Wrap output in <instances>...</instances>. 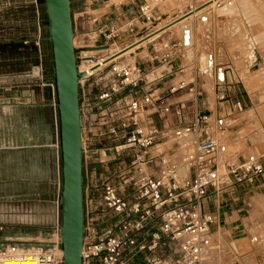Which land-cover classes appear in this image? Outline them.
<instances>
[{
  "label": "built area",
  "instance_id": "2783aa9c",
  "mask_svg": "<svg viewBox=\"0 0 264 264\" xmlns=\"http://www.w3.org/2000/svg\"><path fill=\"white\" fill-rule=\"evenodd\" d=\"M109 1L78 0L77 6L71 7V19L79 29L75 28L73 39L78 36L92 42L81 46L73 42L79 48L77 70L83 73L78 79L82 264H208L209 253L215 248L212 224L216 217L204 211V201L210 195L217 197L238 184L264 177V152L236 160L225 149L227 124L218 116V105H231L236 112L243 110L241 100L230 93L227 85L234 79L230 67L220 66L213 56L205 65V72L213 80V112L199 106L200 71L194 56L189 67H178L179 76L166 88L156 86L165 72L156 73L154 67L144 72L136 57L144 41L141 40L157 28L138 34L134 29L137 19L154 21L159 0H143L126 20L102 19L96 13L106 8ZM33 2L38 8L39 0ZM205 4L207 1L198 6L191 4L185 13ZM38 32L42 34L43 26H38ZM122 35L127 40L112 52H85L97 46H104L99 50L106 49L109 41ZM38 37L39 47L44 36ZM101 39L104 42H99ZM191 47L189 36L185 41L183 35L160 56V64L171 57H183ZM38 73L42 77L41 58ZM178 92L186 96L170 101L169 96ZM146 109L170 116L172 125L147 124L143 113ZM111 151L116 158L107 155ZM95 154L101 157L100 164L110 166L99 184L94 183V172L88 169ZM111 179L117 183L111 184ZM59 188L60 177L56 191L58 209ZM3 228L0 223V233ZM250 240L263 241L260 236ZM59 241L57 210L54 223L35 237L7 239L1 244L0 264L9 260L62 264Z\"/></svg>",
  "mask_w": 264,
  "mask_h": 264
},
{
  "label": "crops",
  "instance_id": "0c3cea01",
  "mask_svg": "<svg viewBox=\"0 0 264 264\" xmlns=\"http://www.w3.org/2000/svg\"><path fill=\"white\" fill-rule=\"evenodd\" d=\"M77 1L70 0L72 8L77 6ZM142 1L122 0L118 6L114 1L113 5L108 2L100 16L102 19L126 20ZM197 1L159 0L154 8V21L149 23L137 19L134 33L156 28L159 31L140 43L136 61L144 72L149 67H154L156 73L164 71L165 75L155 85L166 88L179 76L178 67H189L194 56L200 71L199 106L211 112L214 87L212 76L205 72V65L213 56L220 66L230 67L234 79H230L227 85L230 93L241 100L243 110L236 112L231 105H218V116L223 117L227 124L223 137L225 149L236 160L251 153L261 154L264 152V110L262 107L261 112H257L256 106L264 103L259 100L264 89L262 82L252 83V79L255 72L260 70L263 51L254 41L249 24H264V0H226L225 3L218 0L220 5L225 4L220 9L230 8L227 10L230 15L217 14L212 17L205 11L213 6L207 5L163 28L185 13L191 4L198 6L208 0ZM215 23L219 24L216 37H220L224 43H227L224 38L230 37L229 46V42L227 45L222 43L223 46L212 43ZM235 24L242 26L235 27ZM40 25L43 26L41 0L38 8L33 0H0V223L4 225L1 232L4 242L7 239L35 237L54 223L59 210L56 204L59 182L57 119L53 88L49 84L52 83L49 46L45 39L40 40L39 47L36 45L39 34L43 35V32H38ZM75 28L72 21L74 33L78 29ZM239 28L245 32L248 28V31L244 33L242 30L240 35ZM175 29H179L180 33L175 34ZM258 30L264 33V27ZM185 32L192 47L185 50L183 57H171L160 64V56L168 52L170 44L180 40ZM238 39L246 41L240 44L235 42ZM143 52L145 54L141 56ZM40 58L42 77L38 73ZM185 96L178 92L169 96V100ZM249 109L252 115L245 114ZM143 113L149 125L160 127L173 123L170 116L150 109ZM256 122L260 124L261 131L257 129ZM99 159L101 157L95 154L88 166L94 172L93 181L96 184L102 181L110 167L100 164ZM110 183L115 185L117 182L111 179ZM262 206L264 177H257L251 183L238 184L229 192L217 197L210 195L205 199L204 211L216 217L212 224L215 248L209 253L208 264H215L219 260L229 264V258L240 256L238 249H245L246 243L250 248L255 246V242L250 240V230L258 229L259 232L264 229V211H260L264 210Z\"/></svg>",
  "mask_w": 264,
  "mask_h": 264
},
{
  "label": "water",
  "instance_id": "95a60500",
  "mask_svg": "<svg viewBox=\"0 0 264 264\" xmlns=\"http://www.w3.org/2000/svg\"><path fill=\"white\" fill-rule=\"evenodd\" d=\"M42 2L46 19L44 39L49 46L53 104L57 119L60 177L59 247L62 252V264H82L83 170L78 79L83 73L77 70L76 53L79 48L73 44L70 0ZM183 16L174 19L163 28L178 22ZM157 31L159 30L151 32L141 41ZM187 38L185 32V41ZM102 47L104 46L96 48ZM116 55L117 53L113 54L109 59Z\"/></svg>",
  "mask_w": 264,
  "mask_h": 264
},
{
  "label": "rangeland",
  "instance_id": "374dc122",
  "mask_svg": "<svg viewBox=\"0 0 264 264\" xmlns=\"http://www.w3.org/2000/svg\"><path fill=\"white\" fill-rule=\"evenodd\" d=\"M117 6L118 4L122 1V0H113ZM112 1V2H113ZM203 0H198L196 3H200L202 2ZM238 1H241V0H238ZM112 2L110 4H112ZM226 2V0H224V3ZM195 3V4H196ZM221 4L222 6L225 4ZM114 4V3H113ZM112 4V5H113ZM208 4V2H207ZM206 4V5H207ZM221 5L218 3V4H215L213 7L211 8H207L205 12L208 13V15L212 16V17H215L217 14H224V15H230V11H227V10H230V8H227V9H220ZM41 6H42V12H43V36L45 37V32H46V19H45V14H44V10H43V2H41ZM202 7V6H200ZM221 10V11H220ZM104 9H100L98 11H96V13H101L103 12ZM203 12V11H202ZM229 13V14H228ZM217 22V21H216ZM115 23V22H114ZM190 24L192 25V23L190 22ZM216 24V25H215ZM214 24V28L212 30V43L213 44H219V46H223L222 42L223 40L220 38V37H216L217 36V33H218V28H217V23ZM248 26V24H246ZM259 25H261V27H259ZM242 24H235V27H241ZM249 26H251V31L253 32L252 34L254 35V41L260 46L261 48V51H263V54H261V58L263 59L262 61V64L260 66V70L255 72L254 74V78L252 79V83H254V81L256 83H258L259 81L262 82L261 83V86L262 88L264 89V33H259V30L258 29H263L264 27V24H258V23H252V24H249ZM200 27H198V30ZM240 29V28H239ZM243 30V29H242ZM242 30L240 29L239 30V33L241 35V32ZM246 32L248 31V28L245 29ZM241 31V32H240ZM244 33H246L244 30H243ZM179 34L180 31L179 29H175V34ZM243 35V33H242ZM239 36V35H238ZM241 37V36H240ZM127 39V36L126 35H122V36H119V37H116L114 38L113 40L111 41H107L109 43L110 46H108L106 49H100V50H96V51H93L89 54H93L95 52H112L113 50H116L117 49V46H119V44L123 41H125ZM218 39V40H217ZM74 40V43L75 45L77 46H81V45H92V42L90 40H87V39H84L82 37H78V36H75V38L73 39ZM225 42H229L228 45L227 43H224L226 44L227 46L230 45V37L229 38H224ZM246 40H242V39H238V40H235V42L237 43H244ZM99 42H104L102 39L99 41ZM253 42V40H252ZM216 47V46H215ZM217 48V47H216ZM145 53L143 52L142 54H140L141 56H143ZM134 57V55H132ZM50 59V58H49ZM262 90V89H261ZM94 91V90H93ZM259 100H263L264 101V92H261V96L259 97ZM262 107H263V110H264V103L262 102V104H260V107H257L256 106V111L257 112H261L262 110ZM245 114H251L252 115V110L249 109L247 111H245ZM256 127L257 129H259L260 131L262 130L261 129V126L260 124H258L256 122ZM262 137L264 138V136L262 135ZM100 143H97L96 145H99ZM108 156L110 157H115L116 158V153H114V151H111L109 153H107ZM262 202V201H261ZM260 202V203H261ZM259 203V204H260ZM262 208L264 209V207L262 206ZM260 211H264V210H260ZM0 220H1V217H0ZM258 229L256 230H253L252 229L250 230V237L252 236H259L261 237V239H263L262 242H260L259 244H255L253 243L255 246H253V248H250V245L248 243H246V247L245 249H238L239 250V253L241 254L240 256H234V257H231L229 258V264H264V229H260L259 232H257ZM237 242V241H236ZM1 244H4V240H3V234L0 233V245ZM25 245H31V243L29 242H26ZM220 261V260H219ZM219 261H216L215 264H224L222 262H219ZM233 262V263H232Z\"/></svg>",
  "mask_w": 264,
  "mask_h": 264
},
{
  "label": "bare ground",
  "instance_id": "6f19581e",
  "mask_svg": "<svg viewBox=\"0 0 264 264\" xmlns=\"http://www.w3.org/2000/svg\"><path fill=\"white\" fill-rule=\"evenodd\" d=\"M207 2H208L207 5H209V6H214L215 4H218V0H208ZM207 5L205 4L204 7H206ZM192 12H193V10L188 12L187 15H184V16L182 15L183 17H181V18L183 19L184 17L188 16V14H191ZM182 19H180V20H182ZM73 42H74V40H73ZM96 50H99V49L98 48L90 49V50H86L85 52L89 54V53H91L93 51H96ZM131 57L133 58V56H131ZM5 264H33V262H31L29 260H24V261H20V262L19 261H15V260H9V261H5Z\"/></svg>",
  "mask_w": 264,
  "mask_h": 264
},
{
  "label": "trees",
  "instance_id": "16d2710c",
  "mask_svg": "<svg viewBox=\"0 0 264 264\" xmlns=\"http://www.w3.org/2000/svg\"><path fill=\"white\" fill-rule=\"evenodd\" d=\"M41 2H42V0H41Z\"/></svg>",
  "mask_w": 264,
  "mask_h": 264
}]
</instances>
